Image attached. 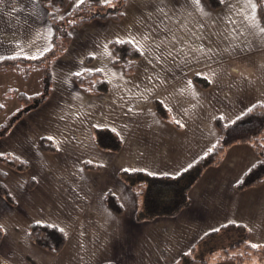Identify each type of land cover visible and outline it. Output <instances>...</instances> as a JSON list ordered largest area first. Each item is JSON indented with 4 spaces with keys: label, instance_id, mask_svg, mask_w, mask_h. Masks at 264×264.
Instances as JSON below:
<instances>
[{
    "label": "crops",
    "instance_id": "obj_1",
    "mask_svg": "<svg viewBox=\"0 0 264 264\" xmlns=\"http://www.w3.org/2000/svg\"><path fill=\"white\" fill-rule=\"evenodd\" d=\"M216 1L125 0L119 19L70 28L68 46L50 64L47 96L0 136V153L28 164L16 170L0 163L10 195L0 193L1 264H173L186 253L202 258L193 253H204L206 239L227 236L229 243L244 229L250 242L264 245V180L236 187L257 159L248 143L231 144L218 163L203 168L171 215L138 218L136 195L119 174L174 177L217 140V120L230 122L264 104L259 1ZM52 33L39 0H0V58L39 55ZM113 40L140 50L131 73L112 62ZM87 69L103 75L107 91L89 93L76 83L73 75ZM8 90L3 87V97ZM95 127L112 130L120 148L100 147ZM44 137L54 150L40 147ZM107 192L120 212L106 203ZM35 221L63 230L60 251L29 238ZM189 264L235 263L209 256L207 263Z\"/></svg>",
    "mask_w": 264,
    "mask_h": 264
},
{
    "label": "trees",
    "instance_id": "obj_2",
    "mask_svg": "<svg viewBox=\"0 0 264 264\" xmlns=\"http://www.w3.org/2000/svg\"><path fill=\"white\" fill-rule=\"evenodd\" d=\"M216 5V0H209ZM259 1L261 17L264 23V6ZM46 7L48 17L53 26L51 45L41 54L33 57L6 56L0 58V72H13L20 74L22 79L29 78L30 71L42 73L40 82L42 88L38 92L28 93L17 91L15 96L11 93L14 88L7 91L9 98H15L16 105L0 122V136L4 135L11 124L23 113L37 106L49 92L50 64L68 46L70 41V28L94 18L119 19L122 15L125 0H81L79 3L69 6L70 0H39ZM112 62L124 69L126 73L134 70L135 64L141 56L140 50L127 40H113ZM76 83L86 92L101 93L107 91L106 79L98 70H84L73 75ZM5 108L0 101V113ZM157 111L165 115L164 106L156 102ZM220 133L217 140L210 148L186 169L174 177L152 175L139 170H121L120 177L131 187L136 195L138 205V218H150L156 215H171L186 202L187 189L195 181L203 168L218 163L226 149L233 143L244 142L252 145L257 159L244 172L236 183L237 188H244L257 184L264 180V104L254 103L246 111L235 117L230 122L217 120ZM94 139L97 144L105 149L118 150L121 140L106 127L94 128ZM39 145L43 149L54 150L56 147L47 138H40ZM0 163L16 170H24L28 167L26 161L10 153H0ZM3 172L0 170V175ZM0 193L9 198L10 195L0 181ZM105 200L108 206L115 212H120L122 206L116 196L107 192ZM29 238L36 244L53 253L60 251L65 243L66 236L63 230L55 225L32 222L28 229ZM249 232L242 230V234L227 245L215 251L210 248L205 258H194L191 253L183 254L173 264H189L192 261L209 262L212 259H229L235 264H264V245L254 244L249 241ZM2 231L0 228V239ZM214 250V251H213ZM1 264V263H0Z\"/></svg>",
    "mask_w": 264,
    "mask_h": 264
},
{
    "label": "rangeland",
    "instance_id": "obj_3",
    "mask_svg": "<svg viewBox=\"0 0 264 264\" xmlns=\"http://www.w3.org/2000/svg\"><path fill=\"white\" fill-rule=\"evenodd\" d=\"M29 74H30L29 78L24 80L22 79L20 74L18 75L10 71L0 73V101L1 102L3 101L5 104L3 113H0V122H2L3 119L5 118V114L7 112H10L17 103L15 98H9L8 96L5 98L2 96L1 91L3 90V87H9V89L14 88L16 91L14 92V90H12L11 93H9L14 96L17 91H25L28 93H34V92H38L41 90L42 85L40 82V78L42 76V73L39 71H30ZM225 237L227 238V236H224V238ZM229 237H232V234H229ZM224 238L217 236L215 238H209V239L204 240L201 246V250L204 251V253L199 254L197 252H194L193 255L197 257H199V255L206 256L210 248L218 249L219 247L227 244L228 242L225 243ZM230 239H233V238H230Z\"/></svg>",
    "mask_w": 264,
    "mask_h": 264
},
{
    "label": "snow or ice",
    "instance_id": "obj_4",
    "mask_svg": "<svg viewBox=\"0 0 264 264\" xmlns=\"http://www.w3.org/2000/svg\"><path fill=\"white\" fill-rule=\"evenodd\" d=\"M194 2H195L197 5L200 4V0H194ZM77 3H79V0H77ZM173 39H174V37H173ZM201 47H203V45H201ZM90 55H92V54H90Z\"/></svg>",
    "mask_w": 264,
    "mask_h": 264
}]
</instances>
